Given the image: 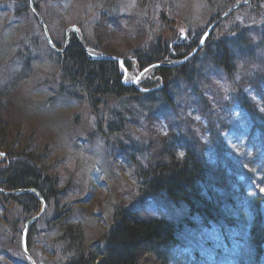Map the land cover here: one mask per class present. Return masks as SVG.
<instances>
[{
	"label": "rangeland",
	"instance_id": "obj_1",
	"mask_svg": "<svg viewBox=\"0 0 264 264\" xmlns=\"http://www.w3.org/2000/svg\"><path fill=\"white\" fill-rule=\"evenodd\" d=\"M35 12L48 23V28H44L46 31L40 29L42 24L40 26ZM168 24L174 27L169 28ZM73 29L88 47L102 52L98 55L119 61L118 78L124 88L131 81L136 87L149 89L147 84L154 81L153 88L160 86L164 89L162 93L172 91L171 96H162L177 106L176 116L163 115L159 110L148 113L155 108L154 100L148 103L151 100L148 99L144 109L135 107L131 100L130 107L135 108V116L122 119L123 126L117 125L116 130L111 131L110 143L105 144L101 136L110 130L98 123L101 113L96 107L90 109L88 98L75 92L76 81L68 78L76 64L75 59L72 54L67 61L66 55L62 54L63 45L57 44L63 39L64 32L66 37L73 35ZM209 29L212 44L207 50L200 49L195 53ZM205 36L210 40L209 33ZM225 41H229L225 46L228 55L223 58L219 55H225H216L214 48ZM175 42L178 46L188 43L182 47L189 49L165 54L157 65L150 62L145 65L141 51L170 49ZM246 45L250 47L247 49ZM200 52L192 63L189 83L183 81L179 85V82L175 83L176 76H171L174 79L160 84V78L152 75L156 67L168 68L176 62L184 65L190 60L189 55ZM221 59V63L224 61L229 67L233 66L231 70L225 72L214 65ZM121 65H124V72ZM194 89L195 93L192 92ZM250 91L259 92L257 98H261L264 108V0H0V131H4L5 143H13V149L18 152L28 144L29 151L42 154L43 177L55 184L57 197L51 206L41 195L38 213L26 220L23 214L26 203L18 196L24 195V191L38 196L36 191L32 188L0 189V240L8 236L15 240L14 235H8L15 223L19 225L20 233L18 253L8 251L10 260L5 259L3 264H74L71 259L76 255L72 248L74 239L66 234L71 226L82 234L83 256L94 254L96 264L104 263L101 247L107 243L101 240L111 227L117 209L135 211L146 220L157 217L145 200L144 209L136 204L138 184L132 177L135 168L131 162L137 155L132 156V161L129 156L115 157L119 148L132 149L130 142L135 141V137L153 138L152 144L158 146L155 140L160 137L165 139L169 152H175L177 157L182 154L185 141H189L187 150L197 155L199 164L202 163L199 150L204 151V146H208L205 155L210 163L213 150H220L224 141L231 143L229 151L241 149L243 155L247 152L243 136L248 131L264 135V124L259 120L252 121L250 128L236 122L237 118L246 117L239 104L245 102ZM130 99L112 98L110 105ZM142 99L146 103L145 98ZM203 102L218 109L215 112L224 115V122L217 119L216 124L212 121L208 116V110L212 108ZM161 104L163 107L168 105L162 100ZM254 115L259 117V111L254 110ZM231 117L233 120L229 119ZM179 136L187 140L175 142ZM220 154H215L216 159L222 158L217 167H223L222 172L229 176L232 193L235 192L234 207L249 205L254 197L264 200V185L257 184V189L237 186L230 171L224 167V163H229L228 159ZM6 158L2 151L0 168L6 164ZM243 162L244 170L251 176L250 182L262 184L264 157L257 155V159H251L250 166V158L245 154ZM202 172L208 188L209 173ZM231 205L229 201L223 204L227 209L223 214H228ZM166 206L161 205L160 209ZM249 213L254 215L255 209ZM160 214L167 221L173 220L178 244H183L181 247L191 242L203 248L208 241L213 242L215 228L203 233L180 229V218L188 219L185 207H168ZM24 228H28V233L33 230L42 234L32 241L33 249L29 248L27 255L21 249L28 239ZM64 243L68 246V254L64 253ZM162 252L171 258L170 264H179L178 260L185 257L180 248L173 249L172 246ZM146 260L141 263L155 264L150 256Z\"/></svg>",
	"mask_w": 264,
	"mask_h": 264
},
{
	"label": "trees",
	"instance_id": "obj_2",
	"mask_svg": "<svg viewBox=\"0 0 264 264\" xmlns=\"http://www.w3.org/2000/svg\"><path fill=\"white\" fill-rule=\"evenodd\" d=\"M171 25L168 24V27L170 28ZM209 39L210 40H207L208 43L211 42L212 44V36ZM63 41L64 38L59 41L60 44L63 43ZM72 43L73 44H70V48L75 52H70L69 50L65 55L68 61L70 55L73 54L76 64L71 68L68 78L76 81L75 92L79 91L88 98L85 99L88 101L90 109L96 107L101 113L100 120L102 122H108L106 128L110 130V132H106V136H108L112 130H116L117 125L123 126L124 122H121L122 119L135 116V108L130 107L131 100L135 107L143 109L145 106L147 108L148 99H151L148 103H152L154 100L155 102H153V105H155V108L153 110H148V113L154 112L156 107L160 106V102L157 100L156 96L150 98L149 96L147 97L137 93L132 88H124L121 85L120 77L118 78L117 66L114 63L91 61L84 55L76 42ZM227 44H229V41H225L223 45L215 46L214 53L216 55L218 53L224 54L225 56L219 55V57L226 58L228 54L225 46ZM246 47L248 49L250 45H246ZM161 48L165 50L157 52L151 48L150 50L141 51V53L144 52L142 60L144 59L146 61L145 65H148L149 62L155 63L162 58L161 56L165 54L168 55L169 48ZM208 48L209 45L207 44L204 50ZM185 49L189 48L186 47L183 49V47H180L178 51H185ZM222 60L223 59L218 60L214 65L218 68L222 67L225 72L231 70L233 66L229 67L228 63L224 61L221 63L220 61ZM193 61L194 60L173 69H157L155 74L161 81L174 79L171 78V76H176L175 79L181 78L182 81H189L193 73ZM67 73H69V70ZM124 97H131V99L125 100L124 103L116 102L114 105H110V99ZM143 97L146 103L143 102ZM104 109L106 111L103 114ZM103 115L110 117V120L106 116L102 117ZM3 132L4 131H0V151L7 154L8 163H6L5 167L0 169V189L12 190L17 188H32L37 190L48 204L50 202L51 206L54 205L57 198L54 189L55 184L51 179L43 177L45 173L43 169L44 165L41 161L42 154L29 151L28 149L30 147L28 144H24L22 149L18 152L16 149H13V143H5L6 136ZM156 137L157 136L154 138ZM112 138L113 137H111V139ZM135 138V141L130 142L133 144L132 149L123 147L122 151L131 158V161L132 156L137 155L136 159L133 158V162L131 163H133L135 168L133 178L138 184L137 189L141 196H154L167 199L176 206L185 207L191 214L199 216L204 221L219 222L222 219L223 212L221 211L222 206H220V202L212 198V196H214L213 192L210 193L209 190L206 191L202 189V186H204V181L202 179L203 170L198 164L196 157L187 150L190 144L188 143L189 141H185L184 153L177 157L175 152H169L164 142L165 139L157 137L155 141L159 143V145L155 146V144H152L153 138L152 140L148 137ZM108 140H110V138L106 139L105 137L103 139L105 142ZM18 199L26 203L23 212L26 220L38 213L40 202L34 195L24 194L18 196ZM224 209L227 210L226 208ZM130 212V210H116L111 227L106 236L101 240L107 244L103 245L100 243L102 244L101 249L104 253V263L101 264H142L141 261H148L146 258L149 256L154 258L155 264H170L169 260L171 258L162 252V250L165 251L168 247L176 245L175 226L164 220H141L136 213ZM222 224L228 223L222 222ZM18 226L15 223L11 233H8V235H14L15 240L10 236L6 237L5 240L3 239V241L0 240L1 255L4 254V250H8L12 246H17V248H19L20 233ZM32 227L30 229H32ZM78 230V228L71 226L67 228L66 232L67 235L72 236L74 239L72 248L76 251V255L75 257H71L72 262L74 264H96L97 260L94 259V254H91V257L87 255L83 256L81 243L84 239ZM39 235L37 231L34 232L33 230H29L27 245L30 250L33 249L32 241L39 239ZM252 235L253 239L257 241L262 237L258 229H254ZM62 246L63 250H65L64 253L68 254V249H66V247H68L67 244L64 243Z\"/></svg>",
	"mask_w": 264,
	"mask_h": 264
},
{
	"label": "bare ground",
	"instance_id": "obj_3",
	"mask_svg": "<svg viewBox=\"0 0 264 264\" xmlns=\"http://www.w3.org/2000/svg\"><path fill=\"white\" fill-rule=\"evenodd\" d=\"M40 23H43L45 27H47L48 23L45 21V19L41 18V22ZM79 34H74L73 35H67V37L65 38V40L63 41V43H61L63 45V51H62V54H66L69 50L70 52H75L73 49L70 48V44H73L72 42H76L77 46L82 50V52L84 53V55L86 57H88L91 61H100V60H103V61H108V57L106 55H95V54H91L89 53V51L93 52V48L88 47L89 45H86V42L85 40H81V37L78 36ZM86 45V46H85ZM199 47V50L201 49V45L197 46ZM171 49V52H174L173 50V46ZM102 53V52H101ZM97 57V59H93Z\"/></svg>",
	"mask_w": 264,
	"mask_h": 264
},
{
	"label": "water",
	"instance_id": "obj_4",
	"mask_svg": "<svg viewBox=\"0 0 264 264\" xmlns=\"http://www.w3.org/2000/svg\"><path fill=\"white\" fill-rule=\"evenodd\" d=\"M35 14H36V16H38V18H39V20H40V22H41V17H40V15L38 14V13H36L35 12ZM42 24V26H43V28H45V26H44V24L43 23H41ZM46 31V30H45ZM26 192H29V191H26ZM38 194V193H37ZM38 197L40 198V200L42 201V198H41V196L38 194Z\"/></svg>",
	"mask_w": 264,
	"mask_h": 264
}]
</instances>
